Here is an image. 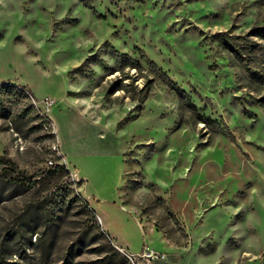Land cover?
<instances>
[{
    "label": "rangeland",
    "instance_id": "1",
    "mask_svg": "<svg viewBox=\"0 0 264 264\" xmlns=\"http://www.w3.org/2000/svg\"><path fill=\"white\" fill-rule=\"evenodd\" d=\"M0 264H264V0H0Z\"/></svg>",
    "mask_w": 264,
    "mask_h": 264
},
{
    "label": "trees",
    "instance_id": "2",
    "mask_svg": "<svg viewBox=\"0 0 264 264\" xmlns=\"http://www.w3.org/2000/svg\"><path fill=\"white\" fill-rule=\"evenodd\" d=\"M149 62L151 64H153L152 61H149ZM29 94H31V93L29 92ZM31 97H32V94H31ZM40 114H41L40 115V127L41 126H44L46 124H47V126H49L50 125V122H51L50 119L44 113H40ZM47 130H48V132L46 133V137L47 138H53L55 133L52 131V129H50V127L47 128ZM51 152L54 154L55 151H51ZM59 157H57V158H59ZM50 168H51L50 169L51 170V173H55V174H61L62 172H65V171L68 172L67 171V168H66V164H61V163H55L54 164L53 163L50 166ZM48 172H49V170H48Z\"/></svg>",
    "mask_w": 264,
    "mask_h": 264
},
{
    "label": "built area",
    "instance_id": "3",
    "mask_svg": "<svg viewBox=\"0 0 264 264\" xmlns=\"http://www.w3.org/2000/svg\"><path fill=\"white\" fill-rule=\"evenodd\" d=\"M47 128H48V126H47ZM52 148H53V150H56V145L53 144ZM48 162H49V164H53L52 160H49ZM150 255L155 256L156 258H160V257L162 258L163 257L160 253L154 254L153 252H151Z\"/></svg>",
    "mask_w": 264,
    "mask_h": 264
}]
</instances>
